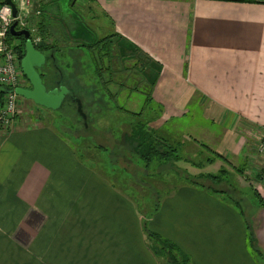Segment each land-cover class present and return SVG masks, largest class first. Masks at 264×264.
<instances>
[{
	"label": "crops",
	"instance_id": "obj_1",
	"mask_svg": "<svg viewBox=\"0 0 264 264\" xmlns=\"http://www.w3.org/2000/svg\"><path fill=\"white\" fill-rule=\"evenodd\" d=\"M44 1H32L27 20L41 19ZM257 1L264 0L73 5L99 34L95 39L85 30L84 43L112 36L121 48L135 47L161 65L151 97L162 107V124L195 107L214 125L220 136L210 149L232 167L241 165V187L262 201L251 208L250 226L264 254V170L258 154L264 133V4ZM105 23L108 35L102 32ZM45 24L41 20L38 28L46 31ZM45 85L51 87V80ZM31 115L18 113L11 128L0 131V264H159L144 242V219L131 198L79 160L72 143L47 123L51 117ZM148 227L191 264H257L239 215L204 191L176 189Z\"/></svg>",
	"mask_w": 264,
	"mask_h": 264
},
{
	"label": "rangeland",
	"instance_id": "obj_2",
	"mask_svg": "<svg viewBox=\"0 0 264 264\" xmlns=\"http://www.w3.org/2000/svg\"><path fill=\"white\" fill-rule=\"evenodd\" d=\"M74 3L75 0L44 1L41 4V9L43 12V16L41 17V19L32 18L30 20H27L26 22L28 24L27 28L29 29L33 37L38 36V23L41 20L42 22L46 23L44 25L46 27V32L50 36V39L52 41L54 39V42L56 43L57 49L59 51H54V64L59 70L60 80L64 83L65 86L71 89V91L73 92L72 95L81 99L83 107L82 112L85 117L86 115L88 116V119L86 120L87 127H85L86 129H89V133L95 137L92 138V136H90L85 138L87 135H85V131L83 129L84 127H82L83 125H85V121L82 119V116L78 112L75 103L68 98L64 100L61 109H58L56 111H48L36 106L31 109L33 106L32 102L27 100L25 101L24 99L18 97L17 107L15 109V118H17L18 113H27L31 115L28 112L32 113L31 119L33 120H36L39 117H41L42 119H49L51 117L47 121V123L51 125L60 135L61 132L64 133L61 137L69 143L74 144L76 154L79 157L83 158L84 163L89 164L94 170H98L100 173H103L102 167L110 173V165L108 163L102 164L97 161V159H103L104 161L109 160V156L107 157V153L99 154L92 149L93 151H90L89 153L86 152L87 154H85L83 148L88 147L86 146L87 143L92 147H96L99 144L102 145V143L105 146L116 144L119 145V147L121 144H123V137L124 135L129 134L131 125L133 124L131 123L132 117L124 113L122 110L117 111L116 105L111 101L113 100V97L115 98L114 92L116 91L118 92L122 90L126 93L127 91L133 92L129 93L131 95L129 96V99L127 98L126 100H124L123 97H118L117 100L119 107L125 109L128 113H138L141 109L145 108V111L143 113V122H147L148 118L152 119V121L148 123L147 127L155 129V131L157 132V129L159 128H163L164 130L169 132L171 130L172 134L166 135L167 141L170 143H174L175 141H177L178 143L182 144L181 149H179V156L183 160L179 162H171L166 166L155 164L147 173V176H150L151 180L153 181H145V185L149 184L153 186L157 190L156 193H158L157 195H155L154 200L149 199L148 201H144V191L140 190V194L138 193V196L132 189H129L128 184L122 183L119 180H113V185H118L125 188L128 196L135 202V205L139 209L141 207L145 209L148 206H153L155 203L154 201H158L165 196L166 199L169 198V196L173 193L174 188L178 186L177 181L182 183V177H187L189 175L188 171L191 168V166L189 165L191 163L190 159L198 160L199 158L203 159L205 156H207L206 154L204 155V153H200L198 156L197 152L199 151V148L205 146H207L209 149L213 148L216 137L218 138L220 135L214 128L213 124H210L202 119L200 110L195 107H191L188 109V112L177 116L178 118H176V121L173 120L172 122L162 124V120L160 121V119L162 118L161 112V117L157 118L158 120L155 121V119H153L155 115L151 111H155L156 113L157 105L154 103L151 97L153 104L148 108L145 107V97L143 94L139 93L142 91L141 88L144 87L146 83L141 74L143 68L140 67L139 64H136V67H133L134 61L128 58H121V55H126L128 53V51H125L126 48L123 49L124 52L122 49H120L122 52L119 51L121 53L118 52L117 54V50L112 48L113 46L117 45L116 40L112 41V46H108L106 44L104 45L105 48L100 51L102 58L96 59V64L94 63L95 65L93 66L94 61L89 55L90 51H87L84 48H77L76 45L71 41H76L79 42V44H84L82 35L85 36V30H87L88 33L92 36L94 35L95 39L99 38V34H94V32L90 29L88 17H86L84 13L82 14L81 11L77 10V8L73 5ZM33 11H36L35 6L33 8ZM92 22L94 21L92 20ZM99 23L100 21H98L96 24L98 25ZM102 23L104 25L103 21ZM105 25L106 26L104 27L102 32L105 31L108 35L110 33V25L106 23ZM78 38H81V40H79ZM4 45L13 50V46H17L19 45V43L17 41H13L11 42V46H9L6 42L0 41V47H3ZM92 52H94V55L97 56V53L99 51L94 49ZM15 63L17 66L16 71L18 80L23 87L25 81L24 78L21 77V74L19 72L20 69L18 68L17 59H15ZM44 68L48 70L51 69L49 66H45ZM108 69H115L116 72L120 74L119 82H125L124 88L118 89L114 85V80L116 77L112 76ZM99 73L102 80L100 84L97 83L96 85L95 80L97 79L96 76L99 75ZM135 78L138 80L137 82H139L137 85L139 87H133L131 86L130 82H127L128 79L133 82ZM105 81H107L106 84L109 83L108 89L109 93L111 94V101L106 96L108 93L104 92L105 88L101 89L102 85L104 86ZM135 88H139V91H137ZM134 91H137L138 93ZM126 101H128L127 104ZM147 111L149 114L147 113ZM135 124L136 122L134 120V125ZM114 130H116V132ZM215 131L216 134L214 136ZM159 134H161V132ZM78 144L79 146H81L79 147ZM128 147L129 146L125 144V146H123L124 150H121V152H118L117 154H112L110 160L114 161L115 159H118L120 161L119 166L121 170L124 169L125 171L123 173L121 172V177L126 183L133 182L134 184H137L140 183V180L137 178L136 174L138 171H143V164L141 162H137L136 157H134L133 155H128ZM193 153L199 158H195L194 156H192ZM89 156L92 158V160L88 159ZM91 161L92 163H90ZM186 161H188L189 164ZM220 165V163H217L214 169H216L217 171ZM158 166H160V172L155 173L158 170ZM239 166L241 165L235 164L236 168H240ZM210 171H212V169H210ZM228 173V182L231 183L230 186H232V188H237L245 195L242 198L239 197L238 199L241 200V209L245 213L247 223L250 225V214L252 212L251 208L258 204L256 198L254 197V191L251 188H246L245 186H242V188L241 185H244V180L238 178L237 173L232 169L229 168ZM103 178L104 180L108 179V182H110L111 180V178L106 175H104ZM200 183L209 185L204 180L200 181ZM223 185V190L227 191L229 194V189L231 188H229L225 184ZM132 187L134 188L135 185H132ZM145 188H148V186H145ZM210 196L222 202L225 201L229 204L226 198L222 195L212 194ZM164 200L161 201L163 202ZM231 209L233 210V208ZM221 218L223 220L226 219L224 217ZM250 227L253 233L256 232V228L254 226L251 225ZM255 234L256 233H254V236ZM260 253L262 256H264L261 251ZM256 259L259 260L260 264H264V258L257 257ZM159 264H161L160 261Z\"/></svg>",
	"mask_w": 264,
	"mask_h": 264
},
{
	"label": "trees",
	"instance_id": "obj_3",
	"mask_svg": "<svg viewBox=\"0 0 264 264\" xmlns=\"http://www.w3.org/2000/svg\"><path fill=\"white\" fill-rule=\"evenodd\" d=\"M257 3H262L264 4V1H257ZM30 33V32H29ZM38 38H39V43H37L36 45H34L36 48L39 49H43L45 51H49L51 54H55L54 51H58L57 49V45L54 41H52V43L49 44V42L47 41L50 36L47 34V32L44 30V27H39L38 28ZM52 37V36H51ZM34 38V37H33ZM33 38H31L33 40ZM16 38L15 37H11L10 34L8 33L4 39V41L7 43V45L11 46V42L15 41ZM115 40L114 37L112 38L109 37L108 39H104L100 42H95V43H84V44H79L77 42H73L77 48H84L87 49V51L89 50L91 52L90 57L92 58L93 62V66L96 64V59L98 58H102L101 57V52L104 48H105V44L108 46H112V41ZM119 42V40H117ZM112 48L117 50V54L119 51H121L120 49H125L126 46L124 45V48H121L118 45L113 46ZM94 49L98 50L99 52L97 53V56L94 55V52H92ZM13 50L15 51V53L18 56V59L20 61V59L23 56L24 53V42L20 43L18 46H13ZM125 51H128V53L126 55H121L122 59H130L132 61H134L133 63V67H136V64H139L140 67L143 68L142 71V76L144 78V80L146 81L145 86L142 87V91L139 92L141 94L144 95L145 97V107H149L153 104L152 99H151V92L154 89L160 72H161V65L153 62L147 55H145L142 51H140L139 49L135 48V47H130V48H126ZM130 51V52H129ZM59 52V51H58ZM122 52V51H121ZM119 52V53H121ZM124 52V50H123ZM144 62V63H143ZM95 63V64H94ZM108 71L110 72V74L112 76H115V80H114V85L118 88V89H122L125 87V82L120 83L119 79H120V74H118L116 72L115 69H108ZM98 74V73H97ZM96 80L95 83L97 85L101 83V75L99 73V75L96 76ZM107 81L104 82V86L102 85L101 89L105 88V93H108L106 96L107 98L111 101V94L109 93V89H108V85L109 83L106 84ZM110 82V81H109ZM127 82L131 83V86L133 87H139L137 86L139 82H137L136 78L135 80H133V82L128 79ZM113 84V83H112ZM149 88V89H148ZM137 91H139V88H135ZM137 91H134L136 93H138ZM129 93H133L131 91H127V93L125 91H116L114 92V96L113 100L111 102H113V104L116 105L117 107V111L118 110H122L124 113L128 114L129 116L132 117V122L133 123L131 125L129 134L124 135L123 137V144L120 145H111V146H105L103 145H98L96 147H92L89 146V144L87 143L86 146H88L87 148H83L84 149V153L87 154L90 151H96L97 153L101 154V153H107V157L109 160L104 161L103 159H97L98 162L100 163H108L110 165V173L108 171H106L103 167V173H100L98 170H94L95 172H97V174L102 177L104 175L109 176L111 178L110 182L111 184H113V180H119L122 183L128 184L129 185V189H132L136 195H138V193L140 194V190L144 191V201H148L150 200H154L155 195H157L158 193L157 190L147 184L145 185V181H149L151 180L150 176H147V173L151 170V167H153L155 164H159L160 166H166L167 164L171 163V162H179L183 159H181V157L179 156V149H181L182 144L178 143L177 141H175L174 143H170L167 141V136L166 135H171L172 132L170 131H165L163 128H159L157 129L158 132L161 134H159L157 131H155V129H151L148 126V123H150L152 121V119L148 118L147 122H143V113L145 111L144 109H141L138 113H128L125 109L120 108L119 104H118V97H123L124 100H126L127 98L129 99L131 96ZM1 98V96H0ZM76 99H78L81 102V112L83 111V107H82V101L81 99L77 98L75 96ZM105 101V100H104ZM128 101H126L127 104ZM63 105V103H62ZM62 105L60 106L59 109L62 108ZM76 105V104H75ZM157 105V104H156ZM36 106V105H35ZM77 106V105H76ZM37 107V106H36ZM157 112L155 113V111H151L152 113H154L155 117H153V119H155V121H157V118L161 117L162 114V107L160 105H157ZM39 108V107H38ZM161 112V114H160ZM148 113V111H147ZM149 114V113H148ZM82 115L85 117V115L82 112ZM88 119V116L86 115L85 117V122L82 127H84V131H85V135H87L85 138L92 136V138H94L95 136H93L92 134L89 133V129H86V125L87 122L86 120ZM134 120L136 122V124L134 125ZM173 121V120H171ZM86 126V127H85ZM116 132V130H114ZM61 134H64L61 132ZM89 135V136H88ZM125 144H127L129 147L128 149V155H133L134 157H136L137 162H141L143 164V171H138L137 172V178L140 180L139 182L141 183H126L123 178L121 177V172H125L123 167L121 170L120 166H119V160L115 159L114 161L110 160L112 154H117L118 152H121V150H124L123 146H125ZM72 145L74 146V144L72 143ZM79 146V144H78ZM81 146V145H80ZM79 146V147H80ZM202 148V149H201ZM199 148V151L197 152L198 156L200 153H204V155L206 154L207 156H205L203 159L197 157L196 155H193L195 158H199L198 160H194V159H190V164L188 161H186L191 168L193 169L194 172H197L195 174L190 173V169H189V175L186 177H182V183H180L179 181H177V185L174 188V191L180 187H191V188H195L201 191L206 192L209 195H222L226 198V200L229 202V204L227 202L224 201V203H227L231 208H233V210H235L237 212V214L239 215V217L241 218L243 225L245 227V232H246V248L249 251V253L252 255L253 260H255L257 262V264H260L259 260H257V257L260 258H264V256L261 255L260 250L257 246V242L254 236V233L251 231V227L250 225L247 223L246 220V216L245 213L243 212V210L241 209V200H239V197H243L245 196L243 194V192L239 191L237 188L230 186L231 183L228 182V169H232L234 172L237 173V175H239L241 173V171H239L238 169L232 167L231 165H229V163H227L226 159L223 158L222 156L218 155L217 153H214L211 149H209L207 146L205 147H201ZM93 149V150H92ZM87 152V153H86ZM96 153V155H97ZM82 158L80 157L79 160H81ZM122 161V160H121ZM217 163H220L221 165L218 167L217 171L216 169H214V167L216 166ZM160 166H158V170L155 173H159L160 172ZM210 169H212V171H210ZM107 173H105V172ZM193 172V173H194ZM178 177V175H177ZM150 178V179H149ZM231 179V178H230ZM179 180V178H178ZM206 181V183H208L209 185H205L203 183H200V181ZM153 181V180H151ZM225 184L226 186H228L229 188V194L227 191L223 190V187ZM132 185H135V187L133 188ZM131 186V187H130ZM145 186H148V188H145ZM113 187H117L118 191H125L124 187L118 186V185H113ZM150 189V190H149ZM156 190V191H155ZM173 191V192H174ZM125 195V197H129L128 193L125 191L123 193ZM243 194V195H242ZM139 196V195H138ZM168 197V196H167ZM254 197L257 200V203L259 205H262V201L259 198L258 194L254 191ZM130 198V197H129ZM166 199V196L159 199L158 201H154V205L152 206H148L145 209L144 208H138L136 206V209L139 213V215L144 219L143 223H142V230H143V234L145 237V243L147 248L149 249V251L151 252V254L155 257V259L159 260L161 262V264H191V259L189 256H187L186 254H184L173 242L162 238L161 236L151 232L148 229V221L157 213L159 206L161 204V200ZM131 201H133L131 199ZM161 201V202H160ZM133 203H135L133 201ZM144 203V202H143ZM238 210V211H237Z\"/></svg>",
	"mask_w": 264,
	"mask_h": 264
},
{
	"label": "built area",
	"instance_id": "obj_4",
	"mask_svg": "<svg viewBox=\"0 0 264 264\" xmlns=\"http://www.w3.org/2000/svg\"><path fill=\"white\" fill-rule=\"evenodd\" d=\"M16 9V16L13 17L12 9L6 4V0H0V9H3L5 6L11 9L10 16H6L7 22L4 19H0V41L5 42L4 39L9 33L10 27L15 23L16 29L26 30L27 28V15L31 8L32 1L39 2L41 0H11ZM5 15L0 12V16ZM30 32V31H29ZM31 35V33H30ZM32 43L35 45L39 43V39L34 38ZM15 59H19L14 50L10 49L5 45L0 47V87L6 89L15 90L17 88H22V84L18 80V75L16 71ZM22 76L21 71H19ZM17 98L18 96L13 92L10 94L2 95L0 98V131H8L11 128L12 123L14 122L16 107H17ZM258 154L261 159L263 170H264V133L262 135L259 147Z\"/></svg>",
	"mask_w": 264,
	"mask_h": 264
},
{
	"label": "water",
	"instance_id": "obj_5",
	"mask_svg": "<svg viewBox=\"0 0 264 264\" xmlns=\"http://www.w3.org/2000/svg\"><path fill=\"white\" fill-rule=\"evenodd\" d=\"M6 4L11 7L13 17L16 16V9L11 0H6ZM9 34L11 37L25 39L24 55L19 63L22 75L25 77L26 82L29 84V89L17 88L15 90L0 87V96L15 93L18 97L32 101L35 105L50 111H56L60 108L65 96L77 105V110L85 120L81 112V102L78 99H73L69 91L58 85L57 89L47 91L36 69H40L45 64V57L35 50L34 44L30 39V33L26 30L16 31V24L14 23L10 29Z\"/></svg>",
	"mask_w": 264,
	"mask_h": 264
},
{
	"label": "flooded vegetation",
	"instance_id": "obj_6",
	"mask_svg": "<svg viewBox=\"0 0 264 264\" xmlns=\"http://www.w3.org/2000/svg\"><path fill=\"white\" fill-rule=\"evenodd\" d=\"M75 2H76V0H75ZM16 31H19V30L16 29ZM31 38H33V35L32 34L30 35V39ZM34 38L39 39L38 37H34ZM15 41H17L19 44L22 43V42H24V44H25V39L23 37L16 38ZM31 41H32V39H31ZM35 50L45 57V64L40 69H37L36 71L39 74L41 80L43 81L44 86H46L45 85V81L46 80L49 79V82L51 80L52 86L51 87H48V88L46 86L47 91H50V90H53V89H57V88H60V87H64V88H66L69 91V93L71 94L72 98L73 99H76L75 96L72 95L73 92L71 91V89L69 87L65 86L64 83L60 80L59 70H58L57 66L54 64V61H55L54 55L51 54L49 51H45L43 49H39V48H36V47H35ZM85 50H87V49H85ZM23 55H24V53H23ZM45 66H49L51 69L48 70V69L44 68ZM25 83H26V86H23V88L29 89L30 88L29 87V84L27 82H25ZM59 83H61L60 84V87H58ZM67 98L69 99V96L68 95L65 96L64 100L67 99Z\"/></svg>",
	"mask_w": 264,
	"mask_h": 264
},
{
	"label": "clouds",
	"instance_id": "obj_7",
	"mask_svg": "<svg viewBox=\"0 0 264 264\" xmlns=\"http://www.w3.org/2000/svg\"><path fill=\"white\" fill-rule=\"evenodd\" d=\"M0 12L4 13L5 15L0 16V19H4L5 22H7L6 20V16H10L11 13V9L8 8L7 6H5L3 9H0Z\"/></svg>",
	"mask_w": 264,
	"mask_h": 264
}]
</instances>
